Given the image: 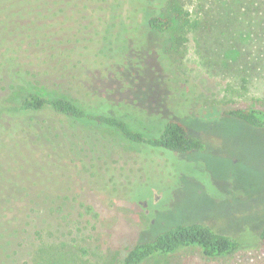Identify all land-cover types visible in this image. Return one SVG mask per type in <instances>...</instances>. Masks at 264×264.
<instances>
[{"label":"rangeland","instance_id":"374dc122","mask_svg":"<svg viewBox=\"0 0 264 264\" xmlns=\"http://www.w3.org/2000/svg\"><path fill=\"white\" fill-rule=\"evenodd\" d=\"M181 1L189 11L198 10L200 3L207 10L212 2L147 0L148 15L169 16L167 5ZM107 2L108 29L101 43L97 40L95 44L103 56L120 59L131 46L122 24L126 5L120 9L113 0ZM58 5H63L61 0H0V71L7 70L11 60L20 61L11 58L9 48H14L21 51L22 71L33 68L41 75L61 71L95 111L107 108L100 99L124 105L130 92L141 106L132 107L139 112L140 125L136 117L127 114L126 122L155 134L161 124L170 121L167 113H176L175 120L190 135L201 138L205 149L186 155L184 160L163 161L155 154H140L139 146L116 131L78 124L61 115H54L49 123H20L9 128L13 136L0 142V197L6 192L1 190L4 187L19 189L25 195L12 200L7 210L0 209V264H121L135 245L173 226L193 223L210 225L233 238L243 233L256 237L264 223V131L223 116L234 108L264 111V75L247 76L243 71L246 64L237 61L251 51L249 46L240 43L237 36L220 37L216 32L214 43L209 41L211 37L204 38L210 50L205 64L197 54L193 35H178L182 39L175 42L173 33L148 31L147 59L142 43L125 64L98 66L88 58L82 62V50L71 52L73 44L82 48L84 39L93 36V28L83 17V6L73 3L70 8L76 18L71 30L45 25L44 15L57 10ZM202 15L201 11L195 14L198 20L204 18ZM67 32L74 41L62 45V33ZM223 45V52L229 51L231 56L220 54ZM233 47L239 49L236 59ZM82 68L88 70L85 75ZM170 70L177 71L193 89L186 107L181 96L173 101L168 98L173 86ZM41 82L30 86V91L41 88L48 95L79 100L78 93L67 86ZM27 93L10 80L0 82V99L6 103L15 105ZM48 125L51 129L46 137L40 134L43 136L35 140L40 139L42 148L34 146V127L45 130ZM63 158L73 160L76 166L68 169ZM81 162L99 166L87 169ZM192 163L201 164L214 181L207 179L202 186L181 175L169 195L178 172H202ZM143 183L148 191L153 190L151 205L158 203L162 194L167 196L156 204L158 211L152 215L144 202L130 201L124 195L129 191L136 199ZM66 187H74L73 195L58 196ZM162 264H264V248L220 258H206L198 250L188 249Z\"/></svg>","mask_w":264,"mask_h":264},{"label":"trees","instance_id":"16d2710c","mask_svg":"<svg viewBox=\"0 0 264 264\" xmlns=\"http://www.w3.org/2000/svg\"><path fill=\"white\" fill-rule=\"evenodd\" d=\"M81 1L82 3H80L79 0H61L63 5H58L57 10L44 15V23L50 28H56L62 25L64 30H71L74 27L76 18L72 14V9L70 8L74 7L72 6L73 3L76 6L80 5L84 7H81L84 13L83 17L84 20L87 21V25L93 28V36L84 39L85 44L82 48H79L76 44H73L75 47L71 48V52L73 53L82 50V52H79L82 56V62L85 58H88L92 61L91 63H95L98 66L102 64L121 66L123 63L125 64L128 62L133 56H130L133 51L135 52L137 49H140L142 43L144 44L142 48L143 56L144 59H147L146 47L148 31H150L163 35L173 33L175 42H179L182 39L180 38L181 36L178 35H193L197 40V54L201 58L203 57V62L206 64V57L209 58L210 50L205 47L204 38L211 37L209 41L212 40L214 43V40L217 39L216 32H220V37L229 35L231 38H235L237 36L240 43L249 46L251 49L243 58H237L240 54L239 49L233 47L237 52L235 59L237 58L238 62L243 63L242 65L246 64L247 69H243V71L247 76L252 75V73L264 75V0H212L207 10H203L205 5L200 3L198 6L199 9L196 11L187 10L183 1L170 2L167 5L169 16H161L158 13L148 15V10L146 8L147 0H113V2L118 3L120 9L124 4L126 5L124 16H120L125 19V22L120 23L124 24L123 26L126 27L128 40L131 42L128 52L120 59L103 56L100 47L97 48L95 44L97 40H100L101 43L102 37H104L108 29V21L110 20L108 16L110 15L106 16L105 12L108 11L110 4L107 0ZM200 11L204 17L202 20H198L195 16V14ZM105 18L106 22L104 20ZM115 27H117V25H115ZM62 36H64L65 39V42L62 40V45H65L67 40H69V42L74 41L69 38L68 32L65 34L62 33ZM213 43L210 45L212 50L214 49ZM225 48L226 46L224 47V45L220 47V52H222L220 54L227 57L231 56V52H223ZM9 50L11 58H17L20 61L11 60V66L5 71H0V82L10 80L18 86L25 88L28 93L15 105H11L6 103L5 100L3 101L0 99V142L4 143L6 142V137H12L13 134L9 128H14L20 123L30 124L36 122L40 123L41 121L49 123L50 118L54 115H61L78 124L85 126L96 125L116 131L125 140L139 146L140 154L142 153L150 157L155 154L160 160L163 158V161L164 159L168 161L170 158L174 160H184L186 155L202 152L205 149V144L201 138L190 135L186 127L175 120L176 113H167L170 121L161 124L159 131L155 134H148L141 128H135L136 125L134 126V123L126 122L124 119L125 114L134 119L136 117V121L140 119L138 116L139 112H135L132 107L138 106V108H141V106L138 105L137 100L131 98L130 92L128 99H125L127 102L124 103V105L122 102L113 101L112 99L110 101L100 99L107 108L105 110L101 109L95 111L91 109L88 102H86L80 89L68 82L69 80L64 77L61 71H59L60 75L58 73H46L45 75H41L33 68H27V71H22V59L18 57L21 51L14 48H9ZM87 72L88 70L86 68H82L81 74L85 75ZM169 75L170 83L173 86L169 89L171 93L168 95V98L170 101H173L175 98L181 96L184 99L183 107H186L191 99L190 93L193 90L192 87L182 81V76L178 74L177 71L170 70ZM243 79L244 82H246L247 78L243 77ZM41 81L47 83H60L67 86L72 89V91L78 93L79 100H74L69 96L48 95L44 93L41 88L30 91V86L41 84ZM141 83L142 81L138 85ZM137 86L132 88L131 92ZM125 104H127V106ZM167 108H171V106L168 105ZM179 111L178 109V112ZM152 114H155V111H153ZM223 116L242 122L251 128L264 131V111L234 108L225 111ZM147 117H151V115H147ZM153 117L156 119L158 116L156 115ZM137 123L140 125L139 121ZM34 129L35 135L33 144L34 146L37 145L42 148V145L38 144L40 139L36 141V143L35 140L43 136H40V134L45 133L44 137H46L51 127L48 125V129L45 130H40L35 127ZM49 149L50 151L56 152L53 148ZM66 164L68 165V169L76 166L73 165V160L71 159L70 161H66ZM80 164L81 166H86L87 169L89 166H92V168L99 166L97 163L88 164L86 162H81ZM103 164L107 167L112 166L106 162ZM192 164L197 168V171L201 170L202 172H178L173 178L169 195L171 190L179 183L181 175H187L191 179L193 178L199 183L201 182L200 184L202 186L207 179L214 181L201 164ZM144 184L145 183L139 187L138 197L136 199L130 196L131 192L129 191L124 195L130 201L137 203L144 202L146 207L152 210V215L155 209L158 211L159 205L157 206L156 204H159L167 196L166 194H162L160 190H156L162 194V199L158 203L151 205L150 198L153 195V190L151 189L148 191L150 188L144 187ZM217 185L218 188L220 187V192L222 188L218 183ZM79 187L81 188V186ZM1 190L7 192L2 193L3 197H0V209L2 210H7L6 207L12 200L16 201L19 197L25 195V193L21 192L19 189L16 190V188L9 189V187H4L1 188ZM73 191L74 187H66L64 192H59L60 194L57 195L70 197L73 195ZM106 192L110 194L109 191ZM219 192L216 191L215 193L217 194ZM262 248H264V223L260 227L256 237H251L243 233L239 238H233L229 235L219 233L210 227V225L193 223L173 226L158 233L154 239L135 245L127 252L121 264H162V261L166 260L168 257L188 249L198 250L206 258H220L232 255L237 251L258 250Z\"/></svg>","mask_w":264,"mask_h":264}]
</instances>
